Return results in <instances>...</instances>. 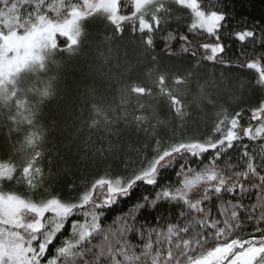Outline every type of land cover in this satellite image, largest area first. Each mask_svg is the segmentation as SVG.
<instances>
[{
	"label": "snow or ice",
	"instance_id": "snow-or-ice-1",
	"mask_svg": "<svg viewBox=\"0 0 264 264\" xmlns=\"http://www.w3.org/2000/svg\"><path fill=\"white\" fill-rule=\"evenodd\" d=\"M0 264H264V14L0 0Z\"/></svg>",
	"mask_w": 264,
	"mask_h": 264
},
{
	"label": "trees",
	"instance_id": "trees-1",
	"mask_svg": "<svg viewBox=\"0 0 264 264\" xmlns=\"http://www.w3.org/2000/svg\"><path fill=\"white\" fill-rule=\"evenodd\" d=\"M229 9L234 13L235 19L238 21L241 18L248 17H260L262 14H264V0H228ZM163 47V43L161 42L157 51ZM179 47V45H177ZM229 55H236L238 53V45H234L231 49L228 50ZM207 71L209 73L215 71L217 75H219V72L221 69L217 67L216 69H213L210 64L207 65ZM236 75H239L241 78L245 77L247 75V72H241V73H234ZM123 128V125H121ZM116 139V137H114ZM125 139L127 137L125 136Z\"/></svg>",
	"mask_w": 264,
	"mask_h": 264
}]
</instances>
